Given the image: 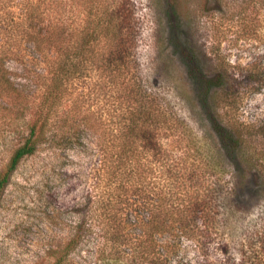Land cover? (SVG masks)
<instances>
[{
    "label": "trees",
    "instance_id": "16d2710c",
    "mask_svg": "<svg viewBox=\"0 0 264 264\" xmlns=\"http://www.w3.org/2000/svg\"><path fill=\"white\" fill-rule=\"evenodd\" d=\"M140 37L131 0H0V137L13 143L0 168V200L23 159L88 142L96 159L87 219L78 220L48 264H69L87 220L92 264H182L188 246L204 258L207 245L224 237L207 264H264V211L250 216L252 202L237 198L217 213L203 181L222 173L235 154V124L213 111L208 130L228 154L214 141L204 152L205 139L147 87ZM188 56L203 85L199 101L231 108L235 78L226 67L205 75ZM245 70L261 85L257 65ZM247 170L264 177L246 167L238 186Z\"/></svg>",
    "mask_w": 264,
    "mask_h": 264
},
{
    "label": "rangeland",
    "instance_id": "374dc122",
    "mask_svg": "<svg viewBox=\"0 0 264 264\" xmlns=\"http://www.w3.org/2000/svg\"><path fill=\"white\" fill-rule=\"evenodd\" d=\"M131 1L140 25L137 51L147 87L158 89L206 145L214 141L224 154L227 150L208 130L210 115L217 110L235 124V154L227 156L222 173L203 179L215 211L223 212L222 203L237 198L252 202L250 216L264 211V190L256 189L264 177L252 178L247 170L242 184H237L239 172L246 167L261 169L264 176V80L259 77L262 86L253 82L245 70L254 64L264 75V6L252 0ZM188 53L197 72L212 75L221 64L235 78L231 108L224 102L203 105L199 101L203 85L193 76ZM12 146L8 137H0V168ZM210 149L208 145L203 151L210 153ZM95 159L87 142L64 150L41 149L19 163L0 200V264H48L52 260V252L71 235L78 220L87 219ZM88 223L80 244L70 252L69 264L94 261L95 239ZM227 240L219 238L207 245L204 258L188 246L179 254L182 264L213 261L217 243Z\"/></svg>",
    "mask_w": 264,
    "mask_h": 264
}]
</instances>
